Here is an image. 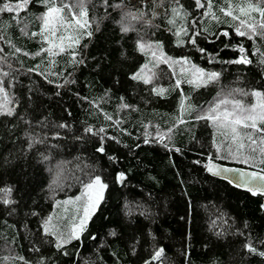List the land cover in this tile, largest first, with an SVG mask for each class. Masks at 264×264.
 I'll return each mask as SVG.
<instances>
[{
  "label": "trees",
  "instance_id": "obj_1",
  "mask_svg": "<svg viewBox=\"0 0 264 264\" xmlns=\"http://www.w3.org/2000/svg\"><path fill=\"white\" fill-rule=\"evenodd\" d=\"M18 2L0 0V6ZM108 2L112 6L84 0L93 35L82 36L76 46L77 60H83L76 64L72 49L54 57L35 55L48 47L39 35L44 0L0 12V72L9 73L0 78L14 109L12 116H0V187H11L14 201L0 202V264H264V257L245 248L251 242L264 251V196L206 174L211 162L262 173L264 164L228 160L216 148L220 138L210 119H197L224 97L248 105L252 91L264 93V64L257 53H264V37L237 35L239 21L221 11L232 4L240 15L238 6L246 0H212L217 19L204 15L207 0H201L205 8H197L195 0H167L154 17L143 0ZM143 7L146 17L129 18L130 30L122 32L124 13ZM174 7L180 16H174ZM25 25L28 34L21 31ZM181 26L187 35L177 37ZM194 33L200 34L192 44ZM141 39L153 48L139 50ZM240 45L252 62L227 63L240 56ZM152 51L191 63L157 61ZM145 64L156 74L150 84L131 79ZM192 65L219 77L188 83L182 68ZM49 72L55 74L47 79L39 74ZM153 87L166 91L157 95ZM121 97L132 107L122 108ZM182 102L191 107L178 123ZM158 134H165L163 141ZM102 144L104 152L97 151ZM121 172L125 179L117 182ZM97 175L107 184L103 199L80 239L57 249L55 237L44 233V220L58 201L77 196ZM67 226L61 223L65 234ZM159 249L161 257L153 260Z\"/></svg>",
  "mask_w": 264,
  "mask_h": 264
},
{
  "label": "snow or ice",
  "instance_id": "obj_2",
  "mask_svg": "<svg viewBox=\"0 0 264 264\" xmlns=\"http://www.w3.org/2000/svg\"><path fill=\"white\" fill-rule=\"evenodd\" d=\"M30 0H19L18 3H4L0 6V12L8 11H19L25 10ZM44 2L48 5L47 11L41 17L43 23L41 26V32L39 35L42 37L43 42L48 44L47 48H41L39 52L35 53V55H40L41 52L47 53L49 57H54L59 55L60 53L67 52L68 49H72V63H83V60H77V53L75 51L76 46L80 44L82 36L86 35L89 38L92 37L93 32L89 29L91 28V24L87 19V10L85 8L84 0H75L74 3H61L57 6L53 0H44ZM105 7H109L108 0H102ZM178 2V0H177ZM197 8H205V4L201 2V0H195ZM114 7H121L120 4L114 5ZM212 0H207L206 11L204 12L205 16H211L213 19H217L215 14L212 12ZM234 6L229 4L227 8H222L221 11L226 16L232 17L233 20L239 21V26L236 27V34L244 37L246 36L248 39H254L256 36L264 37V0H246L244 4L238 6V11L240 15H236L234 10ZM172 13L174 16H180V12L177 8H172ZM253 13L258 14L259 19L253 15ZM155 15V14H154ZM241 17H246V19H241ZM15 18V17H14ZM131 18L132 20H141L143 19V13L136 14L132 12H126L122 16L121 19V31L128 32L130 30V25H127L125 22ZM146 23H151V21H147ZM175 19H170L169 24H175ZM63 28L64 31L60 32V29ZM74 30L75 34H72L71 31ZM24 34L27 33V25L21 29ZM47 33V34H45ZM59 33V34H58ZM181 34L187 35V30L181 26L176 32L175 35L180 37ZM200 33H194L193 38L189 41L192 44L196 43L195 36H198ZM31 35L35 36L37 33H31ZM221 35L228 36L227 32L221 33ZM178 43H183V41H179ZM87 47V45H85ZM137 47L139 50L144 51L145 48L152 49L153 45L147 42H144L142 39L137 42ZM159 43L155 45V48L160 49ZM227 47V45H226ZM240 53V56L232 61H227V63H236V64H249L252 61L245 54V48L243 45L238 46L237 49ZM0 51H3L0 49ZM16 52H20L19 48L15 49ZM199 51L203 52L204 49H199ZM257 53L261 55V63L264 64V53H260V50L257 49ZM25 55H30L29 53H24ZM152 56L156 58L157 61H162L170 64H181L188 65L191 62L187 58H183L181 60H172L171 58L164 57L163 52L152 51ZM2 59V58H0ZM54 64L55 62L52 61ZM11 68V65H8ZM39 67V66H37ZM191 75L193 79H189L188 83H194L199 81L200 83H208L218 79L219 73L216 72H208L206 73L203 69L196 67L195 65L191 66ZM34 69H29V71H33ZM188 71L185 68H182V72ZM40 75L45 76L47 79V75H52L55 73H39ZM9 76L8 72H0V77ZM156 78L155 72L148 67L147 64L142 65L140 70L133 74L131 79L133 80H142L145 84H150ZM52 81H49L51 83ZM68 82V81H66ZM181 81L177 80L176 87L180 86ZM11 83L9 82V87ZM60 87V85H57ZM153 93L157 95H163L166 91L163 88H152ZM247 95V93H244ZM251 95L257 98V103L252 104L251 106H246L241 103L240 100L237 99H228L224 98L219 100L217 104L211 107L206 115L197 116V119H210L214 121L216 124L230 129L231 131V141L236 145V153H241L245 147L243 142L246 139L249 142V145H257L258 141L253 137L252 133H259L260 139L259 144L264 145V127H259V124H264V93L259 91H252ZM229 97L232 96V93L228 94ZM121 107L122 108H130L132 106L123 103L124 98L121 97ZM12 103V100L9 96V93L5 87L4 80L0 78V116H12L14 114V109L9 107ZM231 104V109L224 107L221 111V106H226ZM191 106L186 107L183 102L181 103V117L177 118L178 123H183L182 115L184 112L190 110ZM106 119H112L110 115L105 114ZM115 123L119 124L120 121H115ZM59 127H65V125L61 124ZM240 129H250L251 132H244L243 137L241 136ZM85 131L93 133L92 128H87ZM101 133L104 131L103 128L99 130ZM169 132L172 131L170 128ZM95 134V133H93ZM159 139L161 141L164 140L165 134H158ZM147 139L145 143H147ZM31 146V144L29 145ZM99 152H104L103 144L100 148L97 149ZM219 151V149H218ZM251 151L255 153L257 149L255 147L251 148ZM259 152L261 155V159L259 163L264 164V147L259 148ZM230 155L233 154L231 151ZM112 159V157H109ZM47 159V157H45ZM256 157L254 155L248 156L245 158L244 162H248V160H255ZM209 171H212L215 168V165L207 166ZM264 171V170H262ZM242 180L245 184L256 183L259 181H264V175H261L259 172H253L250 174H242ZM125 179L124 174L118 173L116 176L117 182H123ZM107 188V184H105L100 176H95L90 180L89 183L84 185V190L82 191L80 196L75 197V202L83 200V215L78 217L79 223L73 224L70 231L65 234V232L58 229L57 226L52 224L53 217L49 216L44 220L42 227L45 235H52L56 239V247L57 249L62 248L65 244L71 243L72 240H79L81 234L86 230L87 223L91 219L94 214L96 208L99 206L101 200L103 199V191ZM253 191L255 195L257 191L264 192V188H256L255 190L249 189ZM12 194L11 187H0V202H3L5 205L12 204L14 201L10 198ZM74 201L66 200L63 203L69 204ZM59 203V202H58ZM35 215V213H33ZM115 235V233H111ZM95 239V237H92ZM245 248L254 254H258L261 257H264V251H258L251 242L245 245ZM163 253V249H159L155 252V255L152 257L153 260L159 259ZM5 260L9 259L8 257H4ZM19 259L23 260V257H19ZM26 264V262H25Z\"/></svg>",
  "mask_w": 264,
  "mask_h": 264
},
{
  "label": "rangeland",
  "instance_id": "obj_3",
  "mask_svg": "<svg viewBox=\"0 0 264 264\" xmlns=\"http://www.w3.org/2000/svg\"><path fill=\"white\" fill-rule=\"evenodd\" d=\"M166 1L167 0H143V3L148 4V5L149 4L152 5V7L150 9V13H151V16L154 17V16H157L163 12V4ZM140 13H143V18L146 17L144 7L141 8L136 14H140ZM45 34H47V33H45ZM187 70L188 71H186V73H188V77H190L189 79H193V77L191 75L192 69L187 68ZM194 83H196L198 85L205 84V83H200L199 81L194 82ZM224 98H227V97H224ZM241 103L246 105L243 101H241ZM255 103H257V98L252 96V102L248 103V105H246V106H251L252 104H255ZM211 107H213V106H211ZM224 107L231 109V104L226 105V106H221V111L223 110ZM208 111H209V109H207L204 112V115H206L208 113ZM210 123L212 124V126L214 128V132L220 138L219 144H218V146H216V148L219 149L220 152L224 151V154L228 160H230V161H233V160L245 161L246 157L254 155L256 157L255 160H248V162L247 163L245 162V163L248 165L249 164L253 165V164L259 163V160L262 158L260 155V152H259V148L264 147V145L259 144V139H260L259 133H255V132L252 133L253 137L256 138L258 141L257 145H251L250 146L249 142L246 139H244L243 140V142L245 144L244 149L242 150L241 153H236V151H235L236 145L233 144L231 141L230 129L224 128V127L216 124L212 120H210ZM258 126L264 127V124H259ZM251 131L252 130H250V129H240L242 137L244 135V132H251ZM252 147H255L257 149V151L255 153H253L251 151ZM230 151L233 154L230 155L229 154ZM219 154H221V153H219ZM83 190H84V187L82 188L81 192L77 196H80ZM103 194H104V191H103ZM77 196H75V197H77ZM75 197L58 201L59 203L57 202V204H56V210L52 216L53 217L52 224L57 226L59 230L61 229V223L67 222V225H68L67 226V228H68L67 232L70 231V229L72 228L74 223L75 224L79 223L78 217H81L83 215V202L84 201L81 200V201L75 202ZM70 199L74 202L69 203V204L63 203L64 201L70 200ZM67 232H66V234H67Z\"/></svg>",
  "mask_w": 264,
  "mask_h": 264
},
{
  "label": "water",
  "instance_id": "obj_4",
  "mask_svg": "<svg viewBox=\"0 0 264 264\" xmlns=\"http://www.w3.org/2000/svg\"><path fill=\"white\" fill-rule=\"evenodd\" d=\"M210 164L215 165L216 167L213 168L212 171H209L208 167H206V174H208L209 176L213 178L223 180L241 191H247L253 194V191L249 189L255 190L258 187L264 188V181L245 184L241 178L242 174H250L253 172H259L261 175H264V173L260 171H256L253 169L226 166V165H223L217 162H211L207 166H209ZM256 194L264 196V192L257 191Z\"/></svg>",
  "mask_w": 264,
  "mask_h": 264
}]
</instances>
